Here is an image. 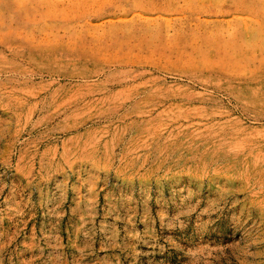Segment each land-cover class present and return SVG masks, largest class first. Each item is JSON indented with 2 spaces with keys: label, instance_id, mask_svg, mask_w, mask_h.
<instances>
[{
  "label": "rangeland",
  "instance_id": "rangeland-1",
  "mask_svg": "<svg viewBox=\"0 0 264 264\" xmlns=\"http://www.w3.org/2000/svg\"><path fill=\"white\" fill-rule=\"evenodd\" d=\"M0 264H264V0H0Z\"/></svg>",
  "mask_w": 264,
  "mask_h": 264
}]
</instances>
